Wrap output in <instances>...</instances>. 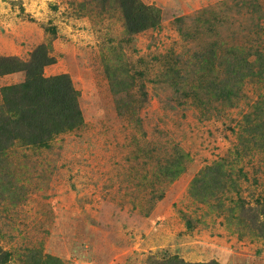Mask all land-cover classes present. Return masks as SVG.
Segmentation results:
<instances>
[{"label":"rangeland","instance_id":"374dc122","mask_svg":"<svg viewBox=\"0 0 264 264\" xmlns=\"http://www.w3.org/2000/svg\"><path fill=\"white\" fill-rule=\"evenodd\" d=\"M33 54L82 122L0 151V264H264V0H0Z\"/></svg>","mask_w":264,"mask_h":264},{"label":"trees","instance_id":"16d2710c","mask_svg":"<svg viewBox=\"0 0 264 264\" xmlns=\"http://www.w3.org/2000/svg\"><path fill=\"white\" fill-rule=\"evenodd\" d=\"M142 10L136 18L131 17V23L138 27L134 26L136 30L150 25L148 8L142 7ZM34 56L25 64L0 60V75L25 72L22 83L1 89L6 113L0 112V151L9 142L22 137H27L31 143H42L52 134L74 129L82 122L77 92L68 77H43L42 68L49 60L45 58L40 62ZM167 264L184 263L171 261Z\"/></svg>","mask_w":264,"mask_h":264}]
</instances>
